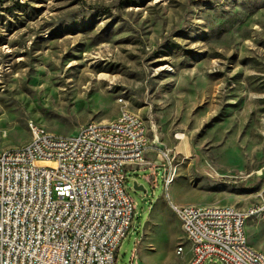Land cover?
Segmentation results:
<instances>
[{"label":"rangeland","instance_id":"rangeland-1","mask_svg":"<svg viewBox=\"0 0 264 264\" xmlns=\"http://www.w3.org/2000/svg\"><path fill=\"white\" fill-rule=\"evenodd\" d=\"M121 108L143 119L151 149L125 170L135 214L116 264H184L157 149L173 157L172 201L257 200L264 0H0V150L26 142L30 121L68 134ZM246 236L264 252V215Z\"/></svg>","mask_w":264,"mask_h":264},{"label":"built area","instance_id":"built-area-1","mask_svg":"<svg viewBox=\"0 0 264 264\" xmlns=\"http://www.w3.org/2000/svg\"><path fill=\"white\" fill-rule=\"evenodd\" d=\"M121 101V100H120ZM21 145L0 150V264H116L135 203L125 170L144 165L143 132L135 114L122 108L111 119L89 120L62 134L28 126ZM163 177L173 157L157 149ZM163 198L186 221L193 254L184 264H264V253L247 242L246 226L264 215V183L256 201L189 204Z\"/></svg>","mask_w":264,"mask_h":264},{"label":"bare ground","instance_id":"bare-ground-1","mask_svg":"<svg viewBox=\"0 0 264 264\" xmlns=\"http://www.w3.org/2000/svg\"><path fill=\"white\" fill-rule=\"evenodd\" d=\"M131 114H135L136 121H137V123L139 125V132H143V134H142V142L143 143H150L149 142V138L147 136L145 123H144L143 119L138 114L134 113L133 111H131ZM29 126H30V123H29ZM32 126L34 127V129H40V133H47V130H45L43 127H41V126H39V125H37V124H35L33 122H32ZM139 157H146V148H139ZM169 165H170V162H169ZM171 170L169 169V171H171ZM172 179H173L172 173H168V175H166V177H164L165 188H167L168 185L172 182ZM179 205H181V206H189V204H179ZM211 207H218V204H211ZM174 215L180 221V225H181L182 231H183V233L185 235L186 240H188V231L186 230V221H185L184 217L183 216H177L176 214H174ZM187 243L189 245V242H187ZM189 249H190V256H191V254H193V245H189ZM183 251H184V247L183 246H178L176 253L180 255V254L183 253Z\"/></svg>","mask_w":264,"mask_h":264},{"label":"water","instance_id":"water-1","mask_svg":"<svg viewBox=\"0 0 264 264\" xmlns=\"http://www.w3.org/2000/svg\"><path fill=\"white\" fill-rule=\"evenodd\" d=\"M134 187H135V189H138V190L141 189V186H137L136 183L134 184Z\"/></svg>","mask_w":264,"mask_h":264},{"label":"crops","instance_id":"crops-1","mask_svg":"<svg viewBox=\"0 0 264 264\" xmlns=\"http://www.w3.org/2000/svg\"><path fill=\"white\" fill-rule=\"evenodd\" d=\"M212 204H218V203H212ZM189 246V245H188Z\"/></svg>","mask_w":264,"mask_h":264}]
</instances>
